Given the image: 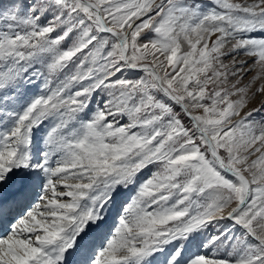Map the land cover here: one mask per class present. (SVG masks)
<instances>
[{"label": "snow or ice", "instance_id": "1", "mask_svg": "<svg viewBox=\"0 0 264 264\" xmlns=\"http://www.w3.org/2000/svg\"><path fill=\"white\" fill-rule=\"evenodd\" d=\"M0 264H264V0H0Z\"/></svg>", "mask_w": 264, "mask_h": 264}, {"label": "rangeland", "instance_id": "2", "mask_svg": "<svg viewBox=\"0 0 264 264\" xmlns=\"http://www.w3.org/2000/svg\"><path fill=\"white\" fill-rule=\"evenodd\" d=\"M5 2H7V0H5ZM203 2L205 3V5L207 6L209 4V0H203ZM234 2H242V0H234ZM249 2H251V0H249ZM147 32V30H145ZM106 35V34H105ZM254 35H258L254 34ZM143 36V34H142ZM212 39L214 40L215 37H212ZM161 59H163V57H161ZM238 60H248L249 63L252 62V60L254 59L253 57H248V56H238L237 57ZM224 63L229 64L231 66V59L230 58H226L224 60ZM41 71H43V68L41 67ZM169 71H171V69L169 68ZM255 73H252L251 75H254ZM145 74L143 72H131V71H125L124 72V76L127 77L128 79H132V80H136L139 79L140 77L144 76ZM251 75H249L248 77L245 78V80L243 81V83H247L248 80L251 78ZM259 85V81L257 82L256 85L253 86V89L255 87H257ZM44 93L43 87H42V79L37 77L36 79H34L31 83H27L24 84L20 90L19 96L17 98L16 103L13 105V107H16L17 109H19L22 105L26 104L28 101H30L32 98H34L37 95H41ZM103 96H97L95 98V102H99L102 101ZM233 99H235V97H233ZM260 99L261 97H257L255 101H253L252 103H250L248 105V109H245V111L250 110L251 108L257 107L259 106L260 103ZM176 111L179 112V108H176ZM257 119H260V116H257ZM122 123H126V119L121 121ZM185 123L187 124V119L185 118ZM49 127L48 123H45L40 135L43 136L44 131L47 130V128ZM259 155V154H257ZM256 157H252V159H255ZM157 169L155 167L149 166L148 168L144 169L142 171V173L140 174V179L141 180H145L147 178H149ZM247 175V173H246ZM132 195H134V190L130 189L128 190L126 193H124L123 195V199H128L129 197H131ZM233 207L235 206V203L232 205ZM229 228L233 229V233L235 235H239L241 229H239L237 226H235L234 224H231L228 220L222 221L220 223L219 226H216L215 224H213L212 226H210L207 230V233L205 234V236H210V235H216L219 234L221 231H227ZM208 252L209 255L212 254H216V255H225L226 252L228 251L225 248H220V249H207L205 250Z\"/></svg>", "mask_w": 264, "mask_h": 264}, {"label": "water", "instance_id": "3", "mask_svg": "<svg viewBox=\"0 0 264 264\" xmlns=\"http://www.w3.org/2000/svg\"><path fill=\"white\" fill-rule=\"evenodd\" d=\"M133 71H137V72H141V71H139V70H133ZM230 223H233L234 224V221H230V220H228Z\"/></svg>", "mask_w": 264, "mask_h": 264}, {"label": "bare ground", "instance_id": "4", "mask_svg": "<svg viewBox=\"0 0 264 264\" xmlns=\"http://www.w3.org/2000/svg\"><path fill=\"white\" fill-rule=\"evenodd\" d=\"M127 71V70H126ZM131 72H137V71H133V70H131ZM231 224H233V223H231Z\"/></svg>", "mask_w": 264, "mask_h": 264}]
</instances>
